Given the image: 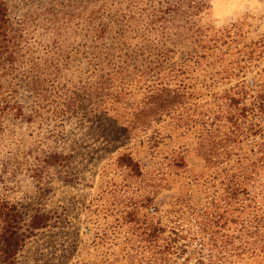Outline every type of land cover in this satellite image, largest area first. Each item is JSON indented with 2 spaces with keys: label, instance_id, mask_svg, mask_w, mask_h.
<instances>
[{
  "label": "rangeland",
  "instance_id": "obj_1",
  "mask_svg": "<svg viewBox=\"0 0 264 264\" xmlns=\"http://www.w3.org/2000/svg\"><path fill=\"white\" fill-rule=\"evenodd\" d=\"M147 1L93 0L100 24L110 29L94 44L88 21L74 13L86 0H6L20 47L15 64L0 63V209L16 207L24 225L36 211L48 215L14 264H153L141 236L151 217L165 235L174 228L187 235L181 242L188 241V251L178 263L206 243L200 213L222 188L203 155L202 133L226 89L241 79L264 82V0H209L194 17L204 25L205 47H175L168 61L178 69L164 72V84L182 83L187 93L161 118L139 120L152 65L143 76L132 69L119 94L118 82L105 77L125 56L115 42L117 24L128 15L123 6L132 5L133 19ZM194 49L205 53L201 62L189 60ZM109 89L114 96L104 95ZM253 141L243 143L245 153H252ZM53 153L62 154L61 163L47 161ZM123 153L139 161L140 175L118 164Z\"/></svg>",
  "mask_w": 264,
  "mask_h": 264
},
{
  "label": "trees",
  "instance_id": "obj_2",
  "mask_svg": "<svg viewBox=\"0 0 264 264\" xmlns=\"http://www.w3.org/2000/svg\"><path fill=\"white\" fill-rule=\"evenodd\" d=\"M86 1L85 8L78 7L74 13L83 18L82 24L88 21V36L92 42L100 43L110 29L106 31L107 27L100 24L99 8L95 7L97 3L91 6L93 0ZM208 7L209 0H148L145 7L138 8V15L131 19L132 5L123 6V13L128 15H123L117 24L121 32L115 42L119 43L121 56H125L105 78L116 80L115 93H121L130 85L126 83L130 82L127 76L132 69L142 72L143 76L147 63L152 65L150 68L154 70V77L145 79L149 81V99L146 107L139 112L142 113L139 120L150 116L153 119L161 118L176 106L177 99L187 93L182 83L174 88L164 84V72L177 68L168 61L175 47H185L189 42L205 47L202 45L204 25L194 17ZM17 37L9 6L6 0H0V63H4V66L17 62L20 47ZM136 37L144 44L128 52ZM204 58L205 53L194 49L189 60L198 63ZM185 64L186 60L179 63L180 69ZM115 93L109 89L104 95L114 96ZM215 102L217 108L212 117L215 126L207 127L212 126L213 121L206 125L201 146L204 157L221 179L222 191L218 197L212 198L211 208L200 213L199 228L201 236H207V241L204 243L202 239L200 247L197 246L178 263L177 260L188 251V241L181 242L187 235L176 228L165 235L164 226L151 217L143 223L141 236L148 242L147 248L152 249L150 259L154 260L153 264H252L254 261L264 264V82L248 83L241 79L235 87L226 89ZM19 110L21 116L25 117L22 106ZM253 137H258V140L253 141ZM246 141H253L251 154L242 150ZM46 159L50 164L61 163L63 156L53 153ZM178 163L183 164V161ZM118 164L128 168L131 174H141L139 161L134 160L130 153L121 154ZM4 206L2 204L0 209V264H14L19 247L37 229L47 225L48 215L36 211L25 225L19 224L16 207ZM206 245L209 252L204 253ZM196 253L195 263H192L191 258Z\"/></svg>",
  "mask_w": 264,
  "mask_h": 264
}]
</instances>
